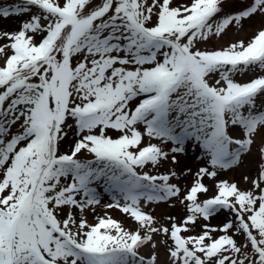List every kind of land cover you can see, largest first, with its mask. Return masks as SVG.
<instances>
[{"label":"snow or ice","instance_id":"6c2138e0","mask_svg":"<svg viewBox=\"0 0 264 264\" xmlns=\"http://www.w3.org/2000/svg\"><path fill=\"white\" fill-rule=\"evenodd\" d=\"M9 19L0 264H264V0L0 2ZM193 146L198 170L160 172ZM254 156L247 187L219 179ZM97 205L134 227L89 223Z\"/></svg>","mask_w":264,"mask_h":264},{"label":"rangeland","instance_id":"374dc122","mask_svg":"<svg viewBox=\"0 0 264 264\" xmlns=\"http://www.w3.org/2000/svg\"><path fill=\"white\" fill-rule=\"evenodd\" d=\"M0 2H14V0H0ZM101 0H95V3H100ZM19 20L17 19H9L7 22H0V29L3 30H9L13 31L16 30L19 26ZM252 35V29L246 27L245 31L239 32V33H230L228 37L225 38L224 43L226 44L229 41H234L238 39H244L247 40L250 38ZM215 44V42H214ZM213 45H208V47H212ZM216 47H219V44H215ZM252 77L251 73H245L243 75H238L236 77L237 80L241 82H245L249 80ZM260 104H264V99H261L258 101ZM67 145L65 146V150H67ZM198 155V150L193 146L192 148H188L186 151V154L179 157L180 163L178 165H171L170 162H167L164 164L163 167H161L160 172H167L170 168H175L176 171H182L185 168H191L193 172L198 170L199 167L203 166L202 161L197 159ZM256 157L254 156L251 161L248 162L247 167L239 169L237 171H230L223 173L219 176V179H225L229 181H236L240 183L241 187H247L241 179L242 174H250V172L254 168V162H255ZM191 175L189 176H181L178 181H175L176 183L180 184L182 187H186L190 185L191 183ZM206 183L211 184V182L206 181ZM102 193L104 198L101 199V205H106L110 202L111 200V194L109 193H104L103 188L99 189ZM101 205L96 206L95 213H93L91 210H88L86 212V217L89 221V223H96L97 219L101 216H104L105 213H107L109 216H111L113 219L117 221H121L124 223L126 227H134L132 222L125 217L118 209L116 208H105L102 207ZM99 209H102L100 211ZM98 210V211H97ZM157 217H163L165 215H176L178 218L183 215V210L180 208L179 205H177L176 208H168L165 205H161L158 207H155V212L153 213ZM225 220V216H219L218 218H214L211 223L213 225L219 226L222 224ZM163 252L161 251V259H163Z\"/></svg>","mask_w":264,"mask_h":264},{"label":"bare ground","instance_id":"6f19581e","mask_svg":"<svg viewBox=\"0 0 264 264\" xmlns=\"http://www.w3.org/2000/svg\"><path fill=\"white\" fill-rule=\"evenodd\" d=\"M177 172L179 173V172H181V171H177ZM102 198H104V197H102ZM104 199H105V198H104ZM99 210L102 211V209H99ZM97 211H98V210H97Z\"/></svg>","mask_w":264,"mask_h":264}]
</instances>
